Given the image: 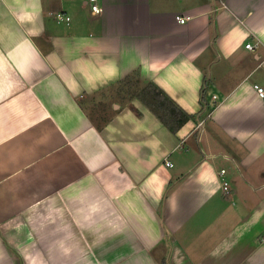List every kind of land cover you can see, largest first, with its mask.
<instances>
[{"label": "crops", "instance_id": "crops-1", "mask_svg": "<svg viewBox=\"0 0 264 264\" xmlns=\"http://www.w3.org/2000/svg\"><path fill=\"white\" fill-rule=\"evenodd\" d=\"M97 1L0 0V264H264V0Z\"/></svg>", "mask_w": 264, "mask_h": 264}, {"label": "trees", "instance_id": "trees-1", "mask_svg": "<svg viewBox=\"0 0 264 264\" xmlns=\"http://www.w3.org/2000/svg\"><path fill=\"white\" fill-rule=\"evenodd\" d=\"M103 96L117 100L121 103L130 102L133 99H139L148 109H150L161 122L172 132H177L184 124H186L194 116L186 112L173 100L164 90H162L155 82L147 80L141 76L140 70L136 69L123 79L109 86L108 89L101 91ZM206 89L201 92V103H204ZM98 94L90 96L91 105H98L96 100ZM84 101L81 104L84 106ZM138 114L140 112L136 110ZM93 117V116H92ZM93 119L105 124L109 118L105 116H94ZM99 128L103 124L95 122Z\"/></svg>", "mask_w": 264, "mask_h": 264}, {"label": "built area", "instance_id": "built-area-1", "mask_svg": "<svg viewBox=\"0 0 264 264\" xmlns=\"http://www.w3.org/2000/svg\"><path fill=\"white\" fill-rule=\"evenodd\" d=\"M89 1H90L91 9H92V11L94 13H101L103 11L102 6L99 5L97 0H89ZM55 18H56L57 22H59V23L69 22L71 20V17L68 14H66L65 12H62V11L57 12L55 14ZM179 19H180L181 22H185V20H187L186 17H179ZM246 47L249 48V49H252V50L255 49V45L252 42H248L246 44ZM254 87H255V89L257 91V94L260 97H264V86H262L260 84H255ZM214 98H217V96L214 95ZM167 163L169 165H172V163L170 161H167ZM225 172H226V169L223 168L221 170V175L224 176ZM221 178H222L223 189L225 191H228L229 190V181L225 177H221Z\"/></svg>", "mask_w": 264, "mask_h": 264}]
</instances>
